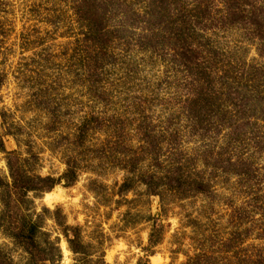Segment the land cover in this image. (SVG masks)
<instances>
[{
	"label": "rangeland",
	"instance_id": "rangeland-1",
	"mask_svg": "<svg viewBox=\"0 0 264 264\" xmlns=\"http://www.w3.org/2000/svg\"><path fill=\"white\" fill-rule=\"evenodd\" d=\"M82 1L0 0V178L10 179L7 153L32 176L58 179L73 168L77 181L31 194L28 213L59 210L86 244L103 250L104 264H257L264 259L257 34L244 25L220 29L227 0H188L197 32L190 30L185 65L186 46L154 19L153 0H114L105 46L87 36ZM248 1L264 15V0ZM163 6L175 18L178 0ZM196 7L207 14L198 25ZM172 169L208 192L171 194ZM151 177L162 200L148 195ZM153 219L162 226L159 244L147 250ZM43 227L60 238L62 264H74L50 214ZM0 253L30 264L2 229Z\"/></svg>",
	"mask_w": 264,
	"mask_h": 264
},
{
	"label": "trees",
	"instance_id": "trees-1",
	"mask_svg": "<svg viewBox=\"0 0 264 264\" xmlns=\"http://www.w3.org/2000/svg\"><path fill=\"white\" fill-rule=\"evenodd\" d=\"M122 2L120 5L124 8L127 7L126 1ZM153 2L155 3L153 10L154 19H160L165 23L166 28L173 31L179 44L183 43L186 46L188 52L183 51L184 53L182 52L183 54L181 55H183L185 60H182L184 64L189 65L188 61L190 58L188 55L192 52L189 47V42L191 41L189 33L190 30L197 32L195 26H189L193 18L194 8H189L188 0H178L179 7L174 10L175 18L172 19L171 16L163 15L165 0H153ZM113 3L114 0H84L79 4L85 14L83 15V20L89 29L87 36H90L93 43L105 46L112 41L111 38H113L114 34L108 29V25L113 16V12L110 11L111 8H114ZM223 4L225 10L219 11L220 15L217 20L223 23L220 29L238 28L241 25L248 27L249 30L257 34L260 56L264 57V15L262 11L260 13L261 8L256 7V5L252 6L248 0H227ZM196 10H198V13H195V19L198 25L199 22L204 21L207 14L205 10L200 8L196 7ZM213 27L214 25L208 28L207 31ZM204 31L202 30V32ZM2 83L3 80L0 75V89ZM3 149V144H1L0 151L4 153ZM15 156V153H7L10 179L0 178V203L2 209L0 213V229L3 230L4 234L24 251L30 264H62L63 253L59 246L60 238L52 241L51 235L43 227V220L46 219L47 214H50L57 226L61 228V233L68 245V249L74 257V264H88L92 256L98 253L100 254H98L99 262L97 264H104L103 250H94L90 244H86L82 236V228L67 225L63 221L64 218L59 210L51 212L49 209L44 208L43 213L37 215L36 218L28 213L31 194L37 198L45 193H51L56 186L63 182L70 187L77 181V172L69 166L68 170L58 179L32 176L26 170L24 163ZM170 172L171 180L175 183L170 181L171 185L168 183L166 187L171 194L185 198L208 192L206 184L199 180L185 179L179 169H172ZM155 180L154 177H151L148 183L145 182L148 195L158 196L162 200V194L159 192L161 184L156 183ZM126 186L127 182L123 185L122 191L126 190ZM155 223H157V220L153 222L154 231L150 235L149 248L147 250H152L159 244L158 237L154 234L156 229H158L157 227L162 228V226ZM195 260H189L188 264H192ZM256 263L264 264V259H259ZM0 264H13V261L0 253ZM139 264H149V261L141 260Z\"/></svg>",
	"mask_w": 264,
	"mask_h": 264
},
{
	"label": "bare ground",
	"instance_id": "bare-ground-1",
	"mask_svg": "<svg viewBox=\"0 0 264 264\" xmlns=\"http://www.w3.org/2000/svg\"><path fill=\"white\" fill-rule=\"evenodd\" d=\"M49 195H50V194H49ZM49 195H48V196H49ZM48 196H47V197H48ZM50 199H51V198H50ZM48 200H49V199H48Z\"/></svg>",
	"mask_w": 264,
	"mask_h": 264
}]
</instances>
